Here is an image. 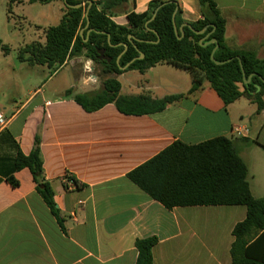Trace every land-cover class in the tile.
<instances>
[{
	"label": "crops",
	"instance_id": "1",
	"mask_svg": "<svg viewBox=\"0 0 264 264\" xmlns=\"http://www.w3.org/2000/svg\"><path fill=\"white\" fill-rule=\"evenodd\" d=\"M84 6L88 1L82 0ZM152 0H130L125 13L113 17L127 25L126 13H144ZM186 22L201 19L199 0H177ZM226 20L230 48L253 51L264 58V0H215ZM33 8L36 10L34 11ZM0 0V40L17 32L24 47L46 41V30L60 23L64 4ZM28 26V27H27ZM30 34L26 43L25 36ZM27 34V35H28ZM20 48V49H21ZM18 56V54H17ZM0 50V75L15 84L13 94H0V113L8 121L0 132V264H136L137 239L157 237L154 264H232L233 229L247 215L245 206H193L167 209L135 185L128 174L171 144L198 145L217 137L235 142L247 164L255 198L264 197V110L241 98L226 107L206 80L189 94L194 74L173 64L125 71L121 94L153 98L184 97L166 110L142 116L125 115L114 103L87 112L74 100L97 91L93 61L74 57L54 71L17 62ZM84 62L81 66L79 63ZM89 70V72H87ZM62 71L67 73L62 74ZM21 75L19 78L18 76ZM73 89V95L67 91ZM248 118L262 119L254 137ZM248 133H236L235 128ZM41 142L44 177L54 192L60 215L53 214L37 191L28 168L15 170L18 149L29 155ZM247 139V141H246ZM251 166L254 185L249 180ZM14 177L18 187L8 182ZM71 177L76 185L66 182Z\"/></svg>",
	"mask_w": 264,
	"mask_h": 264
},
{
	"label": "trees",
	"instance_id": "2",
	"mask_svg": "<svg viewBox=\"0 0 264 264\" xmlns=\"http://www.w3.org/2000/svg\"><path fill=\"white\" fill-rule=\"evenodd\" d=\"M54 1L64 4L60 23L46 30L44 44L32 42L22 47L17 58L29 66H47L54 71L74 57L84 56L97 64L106 76L103 86L97 91L74 95V100L85 111L95 112L111 103L125 115H151L166 110L184 95L164 98H153L148 93L124 96L117 78L125 71L145 73L163 63L194 74L189 94L201 89L202 82L206 80L226 107L244 97L257 105L258 114L264 110V58H258L253 51L233 49L227 45L226 20L215 0H199L201 19L195 22L183 19L177 0H152L144 13H126L127 25L117 24L113 17L125 13L124 8L130 0H97L89 10L90 26L86 29L89 4L81 8L71 7L83 3L82 0H67L70 6L64 0H29V3L49 4ZM13 2L9 0V15ZM158 8L156 18L150 21ZM175 12L178 35L173 22ZM185 24L196 31L207 26L208 29L204 34H196ZM83 29L82 37L80 33ZM90 29L94 31L90 32ZM108 35L112 45L108 42ZM131 35L136 40L131 41ZM86 38L88 41H85ZM213 39L217 43H212ZM124 44L128 45L126 51ZM217 45L214 57L218 62L225 63L218 64L212 60ZM0 50L9 54L11 48L0 40ZM99 50H103L112 61L101 60ZM123 52L118 65L117 59ZM139 52L145 55L144 59L136 60L122 70L121 67L140 55ZM238 58L242 61L244 72ZM244 73L247 78L251 77L249 83L245 82ZM73 93V89L67 91L69 96ZM14 168L17 171L30 170L38 193L53 214L59 216L53 189L44 177L39 137L29 155L18 149ZM247 177V164L239 155L235 142L227 137H217L198 145L176 141L128 174L135 185L169 210L193 206H245L246 218L233 229L232 264H264V197L258 199L253 196ZM68 179L76 185L75 180ZM8 182L13 187L19 186L13 176L8 178ZM158 242L157 237L137 239L136 264H154L153 250Z\"/></svg>",
	"mask_w": 264,
	"mask_h": 264
},
{
	"label": "rangeland",
	"instance_id": "3",
	"mask_svg": "<svg viewBox=\"0 0 264 264\" xmlns=\"http://www.w3.org/2000/svg\"><path fill=\"white\" fill-rule=\"evenodd\" d=\"M33 10L36 11L34 8H33ZM0 34H1V32H0ZM25 34H26L25 40H26V43H28V41H30V34H28V33H25ZM22 40H23V37L18 32H17L16 35H11L9 37V40H8V42L6 44L11 48V57L7 59L6 64H8V65L9 64L10 65L17 64L16 63V60L14 58H16V56H17V54H18L21 46L23 45ZM86 59L87 58H84V62L86 61ZM17 62H19L18 61V58H17ZM84 62H81L79 64L82 66L84 64ZM0 66H1V63H0ZM93 66H94V71L90 72L88 74V76H90V75H96V76H98L99 77L98 82H99L100 88H101L103 86L104 80L106 79V76L103 75V73L101 71V68L97 64L93 63ZM87 72H89V70ZM65 73H67V71H62L61 72V75L62 74H65ZM18 77L20 78L21 75H19ZM15 87H16L15 84H12V85L6 84L3 81L2 76L0 75V94H2V92H8V93H11V95H12L13 94V91H14L13 88H15ZM249 119H251V118H248L246 120V123L248 125H250ZM260 120L262 121L261 118L260 119H256V118L251 119V124L252 125H250V126L252 127V133H253V136L254 137L257 136V132L259 131V128H260L259 127ZM260 137H261V138H259L260 141L262 143H264V131L262 132V134H261ZM251 167L252 168H251L249 180L252 183V185H254L253 174H254V172H256V170L254 171L253 166H251Z\"/></svg>",
	"mask_w": 264,
	"mask_h": 264
},
{
	"label": "water",
	"instance_id": "4",
	"mask_svg": "<svg viewBox=\"0 0 264 264\" xmlns=\"http://www.w3.org/2000/svg\"><path fill=\"white\" fill-rule=\"evenodd\" d=\"M64 2H65V4L67 5V6H70L69 4H68V1L67 0H64ZM88 4H89V6H88V8H87V11H86V17H87V25H86V27L84 28V29H86V28H88L89 26H90V21H89V16H88V14H89V10H90V8L92 7V5H93V2L92 1H88ZM84 6V3H80V4H78V5H75V6H71V7H74V8H81V7H83ZM159 9L160 8H158L156 11H155V13H154V15H153V17H152V19L150 20V21H153L155 18H156V15H157V13H158V11H159ZM175 15H176V12L174 13V15H173V22H174V28H175V32H176V34L178 35V29H177V27H176V24H175ZM149 23V22H148ZM147 23V24H148ZM185 26H189L196 34H204L205 32H206V30L208 29V26L207 27H205L203 30H201V31H196V30H194L193 29V27H191L190 25H188V24H185ZM84 29L81 31V36L83 37V31H84ZM90 32L91 31H94L93 29H90L89 30ZM104 33V32H103ZM182 36H184V34H182ZM180 39H181V37H179ZM129 39L132 41V40H136V38L134 37V36H129ZM85 41H88V38H86L85 39ZM108 42H109V44L110 45H112V43H111V38H110V36L108 35ZM212 43H217V40L216 39H213L212 41H211ZM124 47H125V51L128 49V45L127 44H124ZM217 48H218V45L216 46V48L214 49V51H213V53H212V60L214 61V62H216V63H218V64H221V63H225V62H218L216 59H215V57H214V54H215V52H216V50H217ZM124 51V52H125ZM99 52V55H100V59L101 60H105V61H107V62H111L112 61V59L110 58V57H107L106 55H105V52L103 51V50H99L98 51ZM124 52L118 57V59H117V64L119 65L120 64V59H121V57H122V55L124 54ZM140 53V55L138 56V57H136L131 63H129L127 66H125V67H121V69L122 70H126L134 61H136V60H141V59H144V57H145V55L142 53V52H139ZM238 60L240 61V64H241V67H242V61H241V59L240 58H238ZM242 70H243V72H244V69H243V67H242ZM244 79H245V82L246 83H249L250 81H251V77H249V78H247L246 76H245V73H244ZM41 187H43V186H41Z\"/></svg>",
	"mask_w": 264,
	"mask_h": 264
},
{
	"label": "built area",
	"instance_id": "5",
	"mask_svg": "<svg viewBox=\"0 0 264 264\" xmlns=\"http://www.w3.org/2000/svg\"><path fill=\"white\" fill-rule=\"evenodd\" d=\"M7 119L5 117V115L3 113H0V132L6 128L7 126ZM233 131H235L236 133H248V130L247 129H242L240 127H237L235 128ZM67 183H70V184H73L74 185V182L70 181L68 178L65 179Z\"/></svg>",
	"mask_w": 264,
	"mask_h": 264
}]
</instances>
